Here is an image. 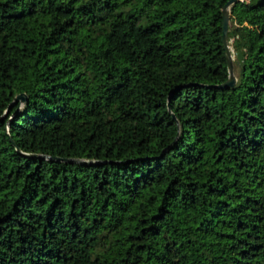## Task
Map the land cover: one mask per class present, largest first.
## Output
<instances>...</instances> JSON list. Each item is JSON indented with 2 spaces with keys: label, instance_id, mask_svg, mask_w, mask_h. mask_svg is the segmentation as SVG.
Returning <instances> with one entry per match:
<instances>
[{
  "label": "trees",
  "instance_id": "1",
  "mask_svg": "<svg viewBox=\"0 0 264 264\" xmlns=\"http://www.w3.org/2000/svg\"><path fill=\"white\" fill-rule=\"evenodd\" d=\"M228 1L0 0V264H264V0L218 89Z\"/></svg>",
  "mask_w": 264,
  "mask_h": 264
},
{
  "label": "water",
  "instance_id": "2",
  "mask_svg": "<svg viewBox=\"0 0 264 264\" xmlns=\"http://www.w3.org/2000/svg\"><path fill=\"white\" fill-rule=\"evenodd\" d=\"M249 0H229L227 4L222 8V44H223V49L225 51V58L227 62V69H228V79L225 83L222 85L218 86V89H229L232 88L235 83L236 79L234 76V67H235V61H236V55L234 53L233 61L231 60V57L228 55L227 52V36H228V24H229V11L232 7H234L237 3H247ZM231 43L232 40L230 39ZM26 102V96L24 94H21L17 96L14 101L9 105L8 110L14 106L17 103H20V105H24ZM174 118V116L172 115ZM10 142L12 145L15 147V144L9 137ZM56 161H64V162H69V163H77L78 161L75 160H61V159H54Z\"/></svg>",
  "mask_w": 264,
  "mask_h": 264
},
{
  "label": "bare ground",
  "instance_id": "3",
  "mask_svg": "<svg viewBox=\"0 0 264 264\" xmlns=\"http://www.w3.org/2000/svg\"><path fill=\"white\" fill-rule=\"evenodd\" d=\"M229 14H230V11H229ZM227 52H228V55L231 57V60L233 61V59H232V54H231V50H230V47H229L228 41H227Z\"/></svg>",
  "mask_w": 264,
  "mask_h": 264
},
{
  "label": "rangeland",
  "instance_id": "4",
  "mask_svg": "<svg viewBox=\"0 0 264 264\" xmlns=\"http://www.w3.org/2000/svg\"><path fill=\"white\" fill-rule=\"evenodd\" d=\"M235 12H233V14H234ZM230 22V21H229Z\"/></svg>",
  "mask_w": 264,
  "mask_h": 264
}]
</instances>
